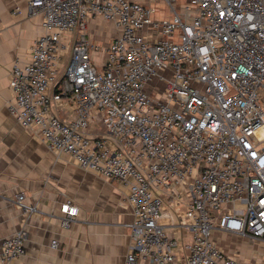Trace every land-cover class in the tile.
I'll use <instances>...</instances> for the list:
<instances>
[{"label":"built area","instance_id":"1","mask_svg":"<svg viewBox=\"0 0 264 264\" xmlns=\"http://www.w3.org/2000/svg\"><path fill=\"white\" fill-rule=\"evenodd\" d=\"M174 1L28 0L43 33L10 71L9 110L50 149L126 187L124 264H249L213 232L264 241V0ZM90 18L117 28L106 46ZM63 99L72 118L53 109ZM16 203L36 209L23 192ZM60 211L69 227L79 206ZM27 236L2 241L0 264L25 253Z\"/></svg>","mask_w":264,"mask_h":264},{"label":"crops","instance_id":"2","mask_svg":"<svg viewBox=\"0 0 264 264\" xmlns=\"http://www.w3.org/2000/svg\"><path fill=\"white\" fill-rule=\"evenodd\" d=\"M42 23L43 14H31L28 0H0V246L5 238L25 228L26 251L11 264H124L130 249L128 224L133 220L126 187L81 168L69 154L50 149L34 127L21 125L10 113L14 98L10 71L17 60L30 59L31 48L43 33ZM100 26L94 18L87 20L89 35L97 31L91 37L98 41ZM117 33L113 26L101 44L106 46ZM103 54L97 52L95 58L102 60ZM67 62L68 53H64L62 70ZM53 109L67 119L75 115L67 99L53 104ZM90 132L95 136L103 133L99 117ZM20 192L27 203L35 205L33 212L16 203ZM67 200L79 206V215L69 227H63L60 205ZM230 234L213 232L228 255L263 264L264 259L258 258L264 254L263 240L254 243L250 237L234 234L237 238L232 239ZM53 239L58 240L56 248L51 246Z\"/></svg>","mask_w":264,"mask_h":264},{"label":"rangeland","instance_id":"3","mask_svg":"<svg viewBox=\"0 0 264 264\" xmlns=\"http://www.w3.org/2000/svg\"><path fill=\"white\" fill-rule=\"evenodd\" d=\"M175 2V5L177 6V8L179 9V10H182V8L184 7V5L188 2L187 0H175L174 1ZM94 20H96V21H98V22H100V32H99V39H100V41H101V43L103 44L104 42H105V37H106V35H107V32H109V31H111L112 29H113V24L112 23H110V22H107V21H102V20H99V19H94ZM97 31L95 32V31H91L90 32V34H91V36L92 37H95V36H97ZM110 38H111V36L110 37H108V39H107V41H109L110 40ZM99 57H102L101 56V54L99 55ZM96 58H98V57H96ZM97 61H99L98 59H96ZM232 239H235V238H237V236H235L234 234H230L229 235ZM225 239V238H224ZM238 239H243V238H240V237H238ZM255 240V239H254ZM254 243H258V240H255L254 241ZM260 260H262L263 261V259H264V254L263 253H261L260 255H259V257H258ZM261 261V262H262ZM263 264H264V262H263Z\"/></svg>","mask_w":264,"mask_h":264}]
</instances>
